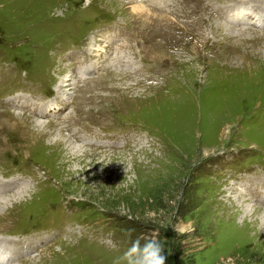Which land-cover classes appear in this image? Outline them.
I'll return each mask as SVG.
<instances>
[{"label":"rangeland","instance_id":"374dc122","mask_svg":"<svg viewBox=\"0 0 264 264\" xmlns=\"http://www.w3.org/2000/svg\"><path fill=\"white\" fill-rule=\"evenodd\" d=\"M0 150L4 264H264V0H0Z\"/></svg>","mask_w":264,"mask_h":264},{"label":"clouds","instance_id":"9594fccd","mask_svg":"<svg viewBox=\"0 0 264 264\" xmlns=\"http://www.w3.org/2000/svg\"><path fill=\"white\" fill-rule=\"evenodd\" d=\"M140 237L132 240L129 247L113 264H165L164 244L155 237L146 238L141 243Z\"/></svg>","mask_w":264,"mask_h":264},{"label":"bare ground","instance_id":"6f19581e","mask_svg":"<svg viewBox=\"0 0 264 264\" xmlns=\"http://www.w3.org/2000/svg\"><path fill=\"white\" fill-rule=\"evenodd\" d=\"M5 125V124H4ZM7 141V140H6ZM4 142V141H3ZM6 147H4V149H5ZM0 151H2V150H0ZM10 159V158H9ZM13 159V158H12ZM263 212V211H262ZM9 218V217H8ZM2 220V219H1ZM1 222V221H0ZM0 224H4L5 226H10L9 225V222H2V223H0ZM5 226L4 227H2V226H0V228H4L5 229ZM5 231V230H4ZM0 232H2V231H0ZM6 261V259H5V257H3L2 255H0V264H4V262Z\"/></svg>","mask_w":264,"mask_h":264}]
</instances>
